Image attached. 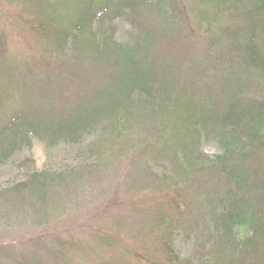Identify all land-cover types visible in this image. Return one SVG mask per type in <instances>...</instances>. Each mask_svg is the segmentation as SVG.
<instances>
[{"label":"trees","instance_id":"trees-1","mask_svg":"<svg viewBox=\"0 0 264 264\" xmlns=\"http://www.w3.org/2000/svg\"><path fill=\"white\" fill-rule=\"evenodd\" d=\"M204 1L198 10L201 16L210 12L207 6L211 0ZM213 1L215 8H221L222 3L231 19L244 15L248 19L260 17L262 22L264 0H257L258 6L253 0ZM48 6L55 11V0H48ZM149 6L157 8L158 19L146 18L145 22L140 11ZM59 16L35 19L39 24L36 34L51 44L46 53L32 54V63L9 59L7 31L0 32V75L5 72L10 82L22 88L24 97L28 96L22 107L7 112L0 122V162L30 142L32 135L49 143L61 138L77 141L99 125L139 126L147 122L142 119L144 114L153 117L154 130L169 131L164 137L169 138L172 152L166 155L177 163L185 182L173 194L160 195L162 202L158 197L154 208L140 211L158 230L162 223H169L164 232H155L157 241L164 242L161 249L165 257L156 260L141 254L132 245L117 243L108 233H97L101 244L121 247L129 257H141L147 264H264V87L259 88L261 82L264 84V39H258L262 27L248 35L240 29L231 31L230 25L215 34L203 24L192 29L179 0H82L63 14L64 25ZM121 16L135 27L130 42L111 39L109 32L114 33L115 26L105 25L107 19ZM237 37L240 41L235 43ZM168 59H172V66ZM217 69L223 70L217 79L224 91L236 96L249 94L253 88L262 97H233L229 104L219 99L215 112L198 115L193 102L173 93L177 78L186 77L183 85L187 83L186 90H191L207 84L206 79ZM246 73L250 77H245ZM240 79L243 87L236 82ZM10 87L6 80H0L1 92L8 93ZM204 132H218L224 146V152L214 159L200 147ZM59 175L35 171L27 180L15 183L11 191L21 194L22 188L28 187L45 190ZM173 221L185 224L181 230L186 237L196 236L187 257L177 254L171 241ZM204 226L207 241L203 242L200 235ZM37 242V247L46 245L40 250L50 253V246ZM61 244L55 259L59 262V256L78 246L74 239ZM5 250L9 248L1 247L0 253ZM12 252L15 255L9 258L15 264H42L38 255L17 256L15 247ZM121 256L132 264L125 254Z\"/></svg>","mask_w":264,"mask_h":264},{"label":"rangeland","instance_id":"rangeland-1","mask_svg":"<svg viewBox=\"0 0 264 264\" xmlns=\"http://www.w3.org/2000/svg\"><path fill=\"white\" fill-rule=\"evenodd\" d=\"M81 1L55 0L56 10L53 11L49 9L48 0H0V32L7 31V57L14 61L18 58L21 62L32 63L29 60L32 54L40 51L46 53L51 41L36 34L39 24L35 19L39 17L45 21L53 14L60 15L59 17H63L61 24L64 25L66 21L63 14L67 15ZM179 1L189 16L192 29L203 24L211 28L209 33L215 34L222 26L230 25L228 28L231 31L240 29L243 35H248L249 31L258 33L261 26L258 39H264V16L262 22L260 17L248 19L244 15L231 19L222 3L221 8H215L213 0L208 6L204 3L210 9L209 15L201 16L198 10L204 0ZM253 2H256L255 6L260 4L257 0ZM163 6L169 9L168 4ZM241 8L245 7L242 5ZM157 11L156 7L149 6L142 8L140 15L144 21L146 18L158 19ZM110 23L115 26V32H109L111 39L125 43L134 38L135 27L125 17L105 21V25ZM97 25L96 23V28ZM234 41L238 43L239 37ZM142 56L146 64L147 58L143 52ZM166 61L169 66L173 65L172 59ZM225 62L226 58L223 63ZM226 70L223 72L217 69V73L206 79L207 84L191 90H186L187 83L183 85L186 77H179L174 80L173 93L181 94L183 99L193 102L192 105L198 108V115L215 112L217 103L223 99L229 104L233 97H262L255 94L253 88L249 94L241 92L236 96L224 91L223 87L221 89L217 78L221 72L228 76L229 68ZM245 77L250 75L246 73ZM251 77L260 81L254 75ZM0 80H6L11 86L8 93L0 91L2 122L6 113L22 107L28 96L24 97L22 88L10 82L5 72L1 73ZM236 82L241 87L244 86L241 79ZM261 87H264L262 82L259 88ZM142 119H147V122L139 126L125 124L118 128V125H99L77 141L61 138L55 143H49L46 138L32 135L30 142L26 141L0 162V248H9L0 253V264L12 259L9 257L12 253L15 255L13 247L17 250V256L38 255V261L42 264H127L121 254H125L132 264H147L141 257H129L121 247L108 248L101 244L97 233H108L117 243L123 241L141 254L154 256L153 259L162 260L165 257V250L161 249L164 242L157 241L156 233L160 230L164 232L169 223H162L158 230L157 225H153L148 217L143 218L140 211L142 208L150 209L155 204L158 205V197L162 202L160 195L177 191L180 185L185 184L184 175L178 171L177 163L167 157L172 152L167 144L169 138L164 137H168L169 131L154 130L152 125L156 122L153 117H146L144 114ZM159 133L163 137H158ZM200 147L211 159L224 152L218 132L202 133ZM183 161L185 163L187 160ZM35 171H42L50 176L61 175L46 186L45 190L43 187L33 190L28 187L22 188L21 194L11 191L15 183L27 180ZM153 195L156 196L155 200L151 199ZM182 226L185 224L173 221L170 227L173 230L171 241L174 240L175 251L184 258L192 253L196 236L190 234L186 237L183 229L181 230ZM200 236L203 242L207 241L205 226L201 229ZM69 239H74L78 246L68 249L66 256H59L60 263L58 259L55 260L59 255L57 251L61 242ZM37 241L50 246V253L40 250L46 245L40 244L41 247H37ZM10 264H15V261L12 259Z\"/></svg>","mask_w":264,"mask_h":264}]
</instances>
